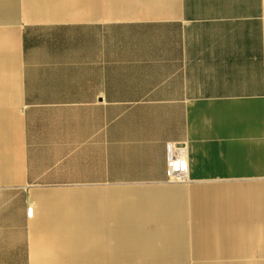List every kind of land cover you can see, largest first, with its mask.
Returning a JSON list of instances; mask_svg holds the SVG:
<instances>
[{"label": "crops", "instance_id": "obj_1", "mask_svg": "<svg viewBox=\"0 0 264 264\" xmlns=\"http://www.w3.org/2000/svg\"><path fill=\"white\" fill-rule=\"evenodd\" d=\"M24 2L0 28V264H264V0Z\"/></svg>", "mask_w": 264, "mask_h": 264}, {"label": "rangeland", "instance_id": "obj_2", "mask_svg": "<svg viewBox=\"0 0 264 264\" xmlns=\"http://www.w3.org/2000/svg\"><path fill=\"white\" fill-rule=\"evenodd\" d=\"M136 4V3H135ZM146 5L150 6L151 4H153L151 1L145 3ZM1 8L4 9V12L1 14L0 13V28L3 29H15L17 30L18 36L20 34V26L22 21H25L26 18V14H25V2L24 0H7V2L5 1V3H1L0 4ZM105 5V6H104ZM155 5V9H157V2L154 4ZM100 8L98 9L96 14H89L88 10L84 7H80L79 8V16H77V13L74 12L75 10L77 11V0H63V8L65 10V14L66 16H71L70 18L73 19H79V18H86V17H98L102 14H104L105 12L103 8H106V3L102 2V4H100ZM138 6V4H136L134 7ZM152 6V5H151ZM10 7L11 10H10ZM152 9V7L150 8ZM73 16H77V17H73ZM69 17H65V18H54V19H70ZM54 19H49V20H54ZM33 20V19H31ZM7 110H12L15 112L16 116L21 118L22 115V106L19 103H14L12 105H8ZM172 183H181L178 181H174ZM87 241V240H86ZM88 241H91V238L88 239ZM185 258V257H184ZM184 258H179L178 260H181L183 262H180L178 264H185L184 262ZM155 261H159V259H156ZM135 262V261H134ZM95 261H89L86 264H94Z\"/></svg>", "mask_w": 264, "mask_h": 264}, {"label": "built area", "instance_id": "obj_3", "mask_svg": "<svg viewBox=\"0 0 264 264\" xmlns=\"http://www.w3.org/2000/svg\"><path fill=\"white\" fill-rule=\"evenodd\" d=\"M167 175L169 180L185 181L188 177V158L183 146L170 142L167 146Z\"/></svg>", "mask_w": 264, "mask_h": 264}, {"label": "bare ground", "instance_id": "obj_4", "mask_svg": "<svg viewBox=\"0 0 264 264\" xmlns=\"http://www.w3.org/2000/svg\"><path fill=\"white\" fill-rule=\"evenodd\" d=\"M40 2H42L43 0H37ZM40 5V4H39ZM48 11H46V13L44 15H41L42 19L48 20L51 18H62V15L59 13V10L52 8L50 6H47ZM91 198V197H90ZM92 203V202H91ZM82 207H87L88 205H90V200L89 197L88 198H82L81 204ZM2 235V234H1ZM7 235V234H6ZM5 235V236H6ZM3 237V236H2ZM7 238V237H6ZM1 239V238H0Z\"/></svg>", "mask_w": 264, "mask_h": 264}]
</instances>
